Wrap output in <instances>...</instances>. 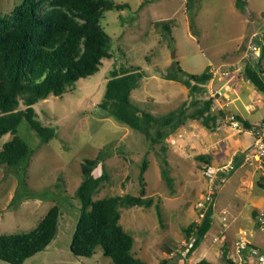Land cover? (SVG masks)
Masks as SVG:
<instances>
[{
	"label": "rangeland",
	"instance_id": "374dc122",
	"mask_svg": "<svg viewBox=\"0 0 264 264\" xmlns=\"http://www.w3.org/2000/svg\"><path fill=\"white\" fill-rule=\"evenodd\" d=\"M23 1L0 0V16L10 14ZM113 1L128 5L120 11L104 12L99 20L111 37L113 57L104 59L95 74L78 80L61 96H49L34 104L35 118L52 128L54 136L40 143L36 133L22 121L18 135L32 154L20 164L0 167V236L33 229L53 205L61 211L49 246L21 264H113L100 248L91 257H76L69 248L79 217L75 190L80 182V165L83 159L94 158L100 149L107 157L94 174L99 175L105 168L109 180L93 200L126 193L138 195L139 167L146 159L145 195L152 196L154 204L121 209L120 224L131 237V253L136 258L146 264L162 260L178 264V258L171 253L177 252L180 240L185 239L183 229L197 218L194 203L206 192L207 180L198 169L194 151L180 156L173 150L170 137L165 152L160 145L151 147L142 133L101 110L99 104L109 72L119 66L138 67L144 76L132 90L131 99L143 109L160 114L190 98L181 82L164 76L178 67L183 77L201 73L207 65L210 70L242 65L246 44L253 34L264 44V0H243L242 8L237 7L236 0H195L190 6L186 0H147L144 4V0ZM258 62L264 68L262 51ZM204 96H209L207 90ZM261 116L263 111L257 107L247 120L253 122ZM9 138L4 135L0 139V148ZM181 159L189 163H181ZM164 169L172 178L171 187L166 183ZM243 171L237 167L219 182L214 192L211 228L188 257L197 259L202 249L227 228L222 226V216L232 232L239 223L253 227L246 191L240 195L239 190ZM223 209L227 211L224 214ZM260 210L264 211V203ZM230 239L233 243L232 233ZM0 264L10 263L0 260Z\"/></svg>",
	"mask_w": 264,
	"mask_h": 264
},
{
	"label": "trees",
	"instance_id": "16d2710c",
	"mask_svg": "<svg viewBox=\"0 0 264 264\" xmlns=\"http://www.w3.org/2000/svg\"><path fill=\"white\" fill-rule=\"evenodd\" d=\"M194 1L186 0L187 6ZM146 2L144 0L143 4ZM243 3L236 0L238 8H242ZM127 7L126 3L113 0H24L10 14L0 16V139L10 136L0 148V167L20 164L32 154L18 135L22 121L36 133L40 143L54 136L52 128L35 118L33 105L49 96H61L78 80L95 74L104 59L113 57L111 37L99 25V20L108 10L120 11ZM163 27L169 30L167 25ZM242 70L255 90L264 95V68L260 62L246 60ZM179 73L183 74V70L178 67L176 72L163 78L181 82L189 90L190 98L167 112L154 114L131 99L132 90L144 76L136 66L110 70L99 107L107 116L146 136L151 147L160 145L163 152L167 150L169 137L189 120L212 131L217 129L218 117L212 113V98L204 96L205 86L213 76L210 66L198 74L187 73L181 77ZM236 118L246 128L258 125ZM106 157L100 149L94 158L81 162L80 182L75 190L80 203L79 217L70 251L76 257H91L100 248L113 264H146L131 253V237L121 226L120 216L123 208L154 204L152 196L145 195L143 175L147 160L139 167L138 195L126 193L93 200L109 180L105 168L99 175L94 174ZM194 160L202 171L211 165L207 155H196ZM167 173L164 169L166 183L171 187L172 178ZM259 184L264 187V183ZM155 208L160 217L158 203ZM60 215L58 205H53L33 229L1 235L0 260L21 264L44 251L56 235ZM211 221L209 208L200 222L192 221L183 229L185 239L194 236L192 249L209 230ZM222 254L225 259L226 250ZM193 264L209 263L200 260Z\"/></svg>",
	"mask_w": 264,
	"mask_h": 264
},
{
	"label": "crops",
	"instance_id": "0c3cea01",
	"mask_svg": "<svg viewBox=\"0 0 264 264\" xmlns=\"http://www.w3.org/2000/svg\"><path fill=\"white\" fill-rule=\"evenodd\" d=\"M225 82L230 84V91L227 93V98L221 100V103L225 104V106H220L212 111V113L218 117V128L212 131L203 127L196 121L189 120L170 136V143L173 145V150L182 157H184L185 151H194L197 153L196 155L202 154L209 156L211 165H220L230 160H234L238 168H243L244 171L241 176L239 188L240 195L243 194V191H246L245 195L248 197V201L250 202L249 206L251 207L250 214L253 221V227L256 229L243 226L242 223H239L236 231L232 232L230 225H225L224 223L226 217L222 216V226L227 228L222 229L219 232V237L213 238L210 244L202 249L197 259H192V257L188 256L191 255L193 250L200 245L208 231L205 233L199 244L194 247V249H190L191 251L189 250L186 252V247L181 245L182 241L185 239L180 240V244L176 247L177 252H174L176 258H178V264H193L200 260L207 261L209 264H224L225 259L222 254L223 250H226V254L233 252V243H231L230 239L231 233L236 239L241 232H244L252 245L264 247V229H261L257 225L255 219L257 213L263 211L260 209L264 203V187L259 184V180L264 181V172L259 170L255 165H248L245 160V152H247L254 140L253 135L250 132L251 128L243 127L240 122L241 129L234 130L222 120V117L226 114L233 113L251 125L259 124L264 118V95L255 90L251 83L245 78L243 72H235L228 77L213 75L212 79L205 87L210 94L211 91L220 88ZM257 107L262 109L263 116H261L259 120L253 122L247 120V116H249ZM180 162L189 163V161L183 159H181ZM196 164L199 167L197 161ZM201 174L203 176L202 170ZM197 179L199 178L197 177ZM202 186H204V184ZM225 212L227 211L223 209L222 213L224 214ZM194 221H198V219L195 218ZM207 256H209L208 259ZM183 258L188 259L184 260Z\"/></svg>",
	"mask_w": 264,
	"mask_h": 264
},
{
	"label": "built area",
	"instance_id": "2783aa9c",
	"mask_svg": "<svg viewBox=\"0 0 264 264\" xmlns=\"http://www.w3.org/2000/svg\"><path fill=\"white\" fill-rule=\"evenodd\" d=\"M246 45V52L243 57L244 62L246 60L258 61L264 45L263 40L257 34H253ZM242 69L243 64L237 63L219 66L211 69L210 72L214 76L228 77L235 72L242 73ZM229 91L230 84L225 82L220 88L210 92L209 96L212 98V111L220 106H225V104L221 103V100L227 98V93ZM222 120L234 130L241 129L240 121L237 120L236 115L233 113L226 114L222 117ZM250 132L254 140L250 148L245 152V160L248 165H255L259 170L264 172V122L259 123L256 128L250 129ZM235 169H237V165L234 160H230L224 164L207 166L206 169L202 171L204 178L207 180L208 187L206 192L201 193L194 204L198 222L204 218L207 210L212 207L214 192L219 182ZM255 219L257 225L261 229H264V211L258 212ZM193 242L194 236H191L189 239L183 240L181 245L186 247L185 251L187 252L193 247ZM173 254L174 253H171V255ZM224 264H264V247L252 245L244 232H241L233 242V252L226 255Z\"/></svg>",
	"mask_w": 264,
	"mask_h": 264
}]
</instances>
